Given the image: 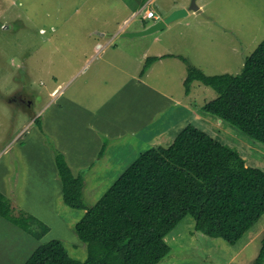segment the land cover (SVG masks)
Masks as SVG:
<instances>
[{
	"label": "rangeland",
	"instance_id": "374dc122",
	"mask_svg": "<svg viewBox=\"0 0 264 264\" xmlns=\"http://www.w3.org/2000/svg\"><path fill=\"white\" fill-rule=\"evenodd\" d=\"M141 1L0 0V192L11 206L16 202L17 216L31 214L50 228L41 241L33 239L37 248L59 240L71 258L85 261L88 255L75 232L85 212L63 202L57 154L68 165L79 167L75 174L69 166L87 182L84 199L89 206L100 200L140 154L170 146L189 125L236 149L247 167L264 171V145L202 110L218 96L212 88L194 82L187 95L184 80L170 87L168 69L155 63L149 76H142L144 64L131 67L130 57L119 52L125 41L133 39L140 42L135 50L139 53L142 45L150 44V37L159 36V43L179 51L206 75H236L264 40V0H196L202 13L190 11L155 36H117L125 21L130 24L123 32H136L155 22L142 20L147 9L156 19H163L192 3L149 0L143 6ZM112 37L111 48L97 56L98 46ZM122 67L137 74L136 84L143 81L158 93L137 99L131 90L119 89L127 83L119 72ZM53 90L62 93L53 97ZM83 92L87 94L82 96ZM92 96V105L101 111L99 117L87 111L86 98ZM165 96L172 99L165 103ZM100 115L111 121L101 120ZM125 115L129 120L124 123ZM95 139L101 148L109 145L106 161L96 162L92 169L85 147ZM0 219L8 227L0 222V264H24L28 255L20 251L18 236L9 231L8 220ZM263 238L264 215L236 245L196 232L194 219L187 216L165 238L171 251L159 264H253Z\"/></svg>",
	"mask_w": 264,
	"mask_h": 264
},
{
	"label": "trees",
	"instance_id": "16d2710c",
	"mask_svg": "<svg viewBox=\"0 0 264 264\" xmlns=\"http://www.w3.org/2000/svg\"><path fill=\"white\" fill-rule=\"evenodd\" d=\"M161 58L149 57L142 74ZM178 58L187 70L186 94L194 82L212 88L218 96L202 110L264 145V40L236 75L209 76ZM55 159L64 204L85 212L75 232L88 255L75 260L52 240L25 264H159L171 251L165 238L187 216L196 232L236 245L264 215V171L247 167L236 149L192 125L170 146L140 154L93 206L85 202L83 177L73 174L63 155ZM0 216L38 241L50 232L30 214L14 215L1 192ZM253 264H264V238Z\"/></svg>",
	"mask_w": 264,
	"mask_h": 264
},
{
	"label": "crops",
	"instance_id": "0c3cea01",
	"mask_svg": "<svg viewBox=\"0 0 264 264\" xmlns=\"http://www.w3.org/2000/svg\"><path fill=\"white\" fill-rule=\"evenodd\" d=\"M185 8V7H184ZM180 9H182V8H180ZM200 12L202 13L203 12V9H202V6H200L199 7V10L197 11V12H193V13H196V14H200ZM142 20L143 21H146L144 18H142ZM130 23H129V20L128 21H125L124 22V24H122V25H120L119 26V29H118V31H117V36L118 35H121V33L123 32V31H125V29H127V28H125V25H129ZM147 26H149V24L148 25H145L144 27H140V28H138V31H141V30H143V29H145ZM158 33H156V34H154V36L155 35H157ZM150 36V35H149ZM152 36V35H151ZM121 37V36H120ZM145 37V36H144ZM159 37V36H158ZM158 37H150V44H148V45H142L141 46V50H140V52L138 53V52H135V50L140 46V42L139 41H137V40H133V39H130V41H125L123 44H122V46H121V48L119 49V52H121V54H125V55H127L128 57H130L129 58V64L131 65V67L132 66H135V65H137V64H141V63H143L144 65H145V63H146V60L149 58V57H159V58H161L159 61H157V62H155L156 63V65H158V67H164L165 69H168L170 72H171V83H170V87H174L175 86V84H174V81H177L178 80V82L179 83H181L183 80H184V82H185V80H186V77H187V70H186V66H185V64L178 58V56H181V54L179 53V51H176V50H170V49H168V46L167 45H165L164 43H159V38ZM114 39H115V37H112V39H110V41H108V42H106V43H104V44H100L99 46H98V48H97V56H102V55H105V53L111 48V43H112V41H114ZM148 41V40H147ZM155 44H159L158 46L157 45H155ZM136 47V48H135ZM168 49V50H167ZM156 51V52H155ZM157 51H162V52H157ZM176 51V52H175ZM176 53V54H175ZM134 54V55H133ZM123 57H124V55H122ZM166 56V57H165ZM144 61V62H143ZM106 62V61H105ZM109 61H107V63H108ZM154 63V64H155ZM153 64V65H154ZM144 65H143V68H144ZM152 65V66H153ZM185 66V70L183 69V67L182 66ZM111 66H113V65H111ZM151 66V67H152ZM150 67V68H151ZM154 67V66H153ZM153 67H152V69H153ZM196 67V66H195ZM150 68L147 70V72H146V74H147V76H149V74H150V72H151V70H150ZM198 68V67H197ZM198 69H200V68H198ZM143 70V69H142ZM200 70H202V69H200ZM119 72H121L124 76H125V78L127 79V83L126 84H122L121 83V85H120V88L119 89H121L122 91L124 90V89H128V90H131V93H132V95L135 97V98H137V99H141V98H143V96L145 95V93H147V96L151 93V92H153V91H155L156 93H158L157 92V90L156 89H151L146 83H143V81L140 83V85H138V84H136L135 82H134V78H136V76H137V74H135V73H128L127 71H124V69H123V67L122 68H120L119 69ZM141 75L143 76L144 74H142L141 73ZM179 78L180 79H182V80H180L179 81ZM102 81H103V79H101V83H102ZM133 86V87H135L134 89H130L128 86ZM86 90H87V93H88V89L86 88ZM169 93H171L172 91H168ZM61 93L62 92H60V93H58V91H56V90H53L52 92H51V96H53V97H56V96H60L61 95ZM86 93V94H87ZM159 93H162L163 95H166L162 90H159ZM84 92L82 93V96H84V95H86ZM126 96V95H125ZM86 99H88V100H86V103H85V105L86 106H88L89 107V110H87L88 112H89V114L92 116V117H94V116H98V114H97V112H101V111H97L98 110V105L96 104H94V106L92 105V103H93V96L91 97V98H86ZM169 100H171L172 98H168ZM167 99V97L165 96V97H163V100H164V102L165 103H168L169 102V100ZM127 100V99H126ZM179 103V102H178ZM105 105H103V107H104ZM99 117V116H98ZM124 117V120H123V122L125 123V122H128V117H127V115H125V116H123ZM100 119L101 120H105V121H111V118H109V117H106L105 115H100ZM134 124V122H132L131 123V125H133ZM131 125H127L128 127H130V128H136V126H131ZM88 127H90V125L88 126ZM90 130V129H89ZM92 131V130H91ZM95 135L96 136H99V133H95ZM106 136V135H105ZM21 138V137H20ZM99 144V142H98V140H94V142H88V147H85L86 149H85V152L87 153V156H88V158H89V160H87L86 162L88 163V166H90V168H92V169H94L95 168V164H96V162H99L100 160H105L106 161V156H107V154H106V150H107V147H108V145H109V143H108V145H106L105 147L103 146L102 148L100 147V145H98ZM103 151V152H102ZM102 152V153H101ZM76 158H78V157H76ZM70 166V165H69ZM70 167H72L73 169H74V171H73V169H72V171L75 173V174H77V169H79V167H76L75 165H73V164H71V166ZM89 168V169H90ZM109 168H114L113 166H110ZM108 168V169H109ZM98 174H100L99 172H97ZM93 180L95 181V179L93 178ZM87 185V182L85 181V186ZM85 189H86V187H85ZM86 192H85V190H84V194H85ZM16 204V202H14V205ZM12 206V208H13V210L16 212V208H15V206ZM31 215V214H30ZM16 216H17V212H16ZM1 217V216H0ZM5 220V219H4ZM2 220L0 219V222H1ZM3 222V225L4 226H6V223H4V221H2ZM9 226H11V227H9V231L11 230V231H13L14 233H13V236H18L17 237V239H16V241H18V247H19V249H20V251H21V249H22V251L24 250V253L26 252V255H28V258H27V260L30 258V256L36 251V243H33L34 241H33V237L31 236V235H29L28 233H26V232H24L22 229H20L19 227H17V226H15V225H13L12 223H10L9 221H8V223H7ZM7 227V226H6ZM8 228V227H7ZM1 233V232H0ZM14 238H16V237H13V239ZM22 241H23V243L24 244H26V247L24 248H21V246H22ZM15 249V247L13 246L12 248H11V250H14ZM23 253V254H24ZM26 260V261H27ZM26 263V262H25ZM24 263V264H25ZM21 264V263H20Z\"/></svg>",
	"mask_w": 264,
	"mask_h": 264
},
{
	"label": "water",
	"instance_id": "95a60500",
	"mask_svg": "<svg viewBox=\"0 0 264 264\" xmlns=\"http://www.w3.org/2000/svg\"><path fill=\"white\" fill-rule=\"evenodd\" d=\"M199 7L196 4V0H192L191 6L189 8H182L173 11L167 17L161 19H157L155 22L147 26L145 29L136 32H123L121 33V37L126 38H135V37H144L153 35L157 32L165 30L171 23L183 19L189 15V12H197Z\"/></svg>",
	"mask_w": 264,
	"mask_h": 264
},
{
	"label": "built area",
	"instance_id": "2783aa9c",
	"mask_svg": "<svg viewBox=\"0 0 264 264\" xmlns=\"http://www.w3.org/2000/svg\"><path fill=\"white\" fill-rule=\"evenodd\" d=\"M142 18H144L145 20L147 19V20H149V19H151V20H157L156 19V15H155V13L152 11V10H145V13H144V15L142 16Z\"/></svg>",
	"mask_w": 264,
	"mask_h": 264
},
{
	"label": "clouds",
	"instance_id": "9594fccd",
	"mask_svg": "<svg viewBox=\"0 0 264 264\" xmlns=\"http://www.w3.org/2000/svg\"><path fill=\"white\" fill-rule=\"evenodd\" d=\"M154 21H156V20H154Z\"/></svg>",
	"mask_w": 264,
	"mask_h": 264
}]
</instances>
